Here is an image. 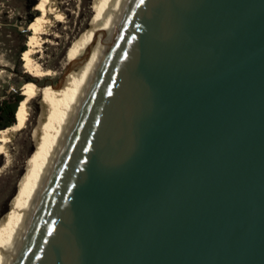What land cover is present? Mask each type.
Masks as SVG:
<instances>
[{
    "label": "water",
    "instance_id": "95a60500",
    "mask_svg": "<svg viewBox=\"0 0 264 264\" xmlns=\"http://www.w3.org/2000/svg\"><path fill=\"white\" fill-rule=\"evenodd\" d=\"M6 264H264V0H124Z\"/></svg>",
    "mask_w": 264,
    "mask_h": 264
},
{
    "label": "rangeland",
    "instance_id": "374dc122",
    "mask_svg": "<svg viewBox=\"0 0 264 264\" xmlns=\"http://www.w3.org/2000/svg\"><path fill=\"white\" fill-rule=\"evenodd\" d=\"M59 1L62 20L57 21L50 34L42 35L49 36V40L34 55L32 67L36 68L33 67L30 72L25 66L23 55H20V48L25 40V29L33 33L29 20L37 14L40 6L39 10L30 6L32 0H0V102L10 98L17 90H23L26 78L22 72L38 79L39 83L34 82L42 88L57 91V82L73 63L74 56L85 49L91 34L96 30V18L103 0ZM53 107L51 94H40L33 99L26 127L16 132L9 145L8 155L0 151V225L7 217L9 220L19 195L33 174L35 163L32 159L41 151L44 125Z\"/></svg>",
    "mask_w": 264,
    "mask_h": 264
},
{
    "label": "bare ground",
    "instance_id": "6f19581e",
    "mask_svg": "<svg viewBox=\"0 0 264 264\" xmlns=\"http://www.w3.org/2000/svg\"><path fill=\"white\" fill-rule=\"evenodd\" d=\"M59 2V0H42L39 4L42 13L31 24L33 33L29 36V47L23 54L25 66L30 72H32L33 67L36 68V66L32 67L33 62H35L34 55L49 40V36L42 35L50 34L57 21L62 20L63 13L60 10ZM123 5L124 0H103L96 18V30L91 34L81 54L74 56L73 63L58 83V90L53 92L51 88H42L35 82L26 83L23 88L25 98L19 105L18 122L0 131V151L8 155L9 145L14 140L16 132L27 125L31 112L30 102L40 94L52 95L54 107L49 120L44 125L41 151L32 159L35 163L33 174L19 195L8 222L0 229V264H6L7 258L11 255V248L17 241L27 212L32 209L33 199L45 179L49 165L62 144L70 121L90 81L92 70L109 38L110 31L114 28V24L121 14ZM43 74L45 73L35 75Z\"/></svg>",
    "mask_w": 264,
    "mask_h": 264
},
{
    "label": "trees",
    "instance_id": "16d2710c",
    "mask_svg": "<svg viewBox=\"0 0 264 264\" xmlns=\"http://www.w3.org/2000/svg\"><path fill=\"white\" fill-rule=\"evenodd\" d=\"M41 1L42 0H32V3L30 6L32 7L34 6L35 9L39 10L40 9L39 4ZM39 11H40V14L38 15ZM39 11H36L37 14H34L31 16V19L29 20L30 26L41 15L42 13L41 9ZM24 35H25V40L20 48V55H23L24 52L28 49L27 40L29 36L31 35V31L29 29H25ZM22 75L26 78V83L34 82V81L39 83L38 79L30 76V74L22 72ZM57 83H55L54 85L57 86ZM24 98H25V95L23 93V90L22 91L17 90L16 92L12 93L10 98L8 99L5 98L0 102V131L18 122L17 117H18L19 105L21 104V101L24 100ZM7 220H8V217L5 219L4 223H2L0 226H3L5 223H7Z\"/></svg>",
    "mask_w": 264,
    "mask_h": 264
}]
</instances>
